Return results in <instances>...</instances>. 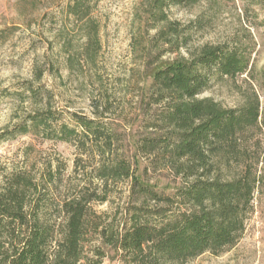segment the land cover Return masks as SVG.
Masks as SVG:
<instances>
[{
	"label": "rangeland",
	"instance_id": "rangeland-1",
	"mask_svg": "<svg viewBox=\"0 0 264 264\" xmlns=\"http://www.w3.org/2000/svg\"><path fill=\"white\" fill-rule=\"evenodd\" d=\"M67 1L0 0V184L18 172L35 177L43 192L48 184L43 211L56 217L58 203L67 197L80 192L105 197L89 204L83 257L77 264H121L120 251L103 242L93 223L103 222L109 232L122 229L127 210L145 197L131 196V178L106 182L100 177L99 169L113 156L91 147L95 138H52L50 128H33L30 117L51 111L52 129L65 122L81 131L80 118L105 125L103 132L113 131L115 161L130 162L139 181L160 194H174L180 178L151 165L153 155L136 150L138 138L153 129L147 123L156 121L165 107L147 104L154 69L190 57L207 44L238 48L250 57L249 73L214 78L201 97L228 108L240 107L254 95L259 98L263 126L249 140L251 155H258L253 210L234 247L206 252L189 264H264V0H198L189 7L171 6L169 19L178 22L182 34L189 33L185 45L182 35L172 42L156 38L164 23L146 13L154 0H91L101 43L93 62L84 53L91 23L70 16Z\"/></svg>",
	"mask_w": 264,
	"mask_h": 264
},
{
	"label": "trees",
	"instance_id": "trees-1",
	"mask_svg": "<svg viewBox=\"0 0 264 264\" xmlns=\"http://www.w3.org/2000/svg\"><path fill=\"white\" fill-rule=\"evenodd\" d=\"M197 1L154 0L146 13L164 23L156 38L172 42L182 35L181 45L188 43L189 33L178 30V22L169 19L167 9L189 7ZM91 8V0L66 4L70 16L91 23L84 53L93 62L101 43ZM249 66L250 57L242 50L207 44L190 57L154 69L147 104L164 103L165 107L156 121L147 123L153 129L138 138L136 150L139 155H153L151 165L156 163V168L168 169L180 178L181 185L167 196L139 181L130 162L115 161L113 131L103 132L105 125L80 118L81 131L65 122L52 129L51 111L30 117L33 128H50L52 138H95L91 147L113 156L99 169L100 177L106 182L131 178V196L145 197L127 210L122 229L109 232L103 222L93 223L103 242L120 251L121 264H189L206 252L228 250L242 238L259 182L258 155H251L249 144L252 133L263 126L259 98L254 95L240 107L228 108L201 94L214 78H235L249 73ZM36 73L41 79L43 70ZM23 129L28 131V125ZM47 188L48 184L44 192ZM44 192L35 177L22 172L0 184V264H77L82 259L89 204L106 198H98L96 192L67 197L57 205L58 217L63 215L57 222L58 217L44 214Z\"/></svg>",
	"mask_w": 264,
	"mask_h": 264
}]
</instances>
